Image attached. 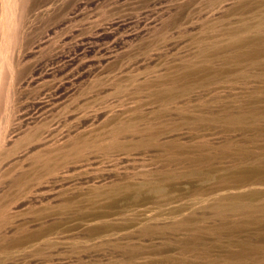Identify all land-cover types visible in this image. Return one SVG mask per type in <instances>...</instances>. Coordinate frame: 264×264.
<instances>
[{"label":"rangeland","instance_id":"rangeland-1","mask_svg":"<svg viewBox=\"0 0 264 264\" xmlns=\"http://www.w3.org/2000/svg\"><path fill=\"white\" fill-rule=\"evenodd\" d=\"M0 264H264V0H0Z\"/></svg>","mask_w":264,"mask_h":264}]
</instances>
